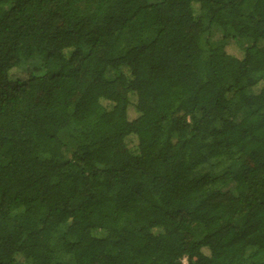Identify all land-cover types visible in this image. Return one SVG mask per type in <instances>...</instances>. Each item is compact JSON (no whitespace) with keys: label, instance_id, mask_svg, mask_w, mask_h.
Returning <instances> with one entry per match:
<instances>
[{"label":"trees","instance_id":"16d2710c","mask_svg":"<svg viewBox=\"0 0 264 264\" xmlns=\"http://www.w3.org/2000/svg\"><path fill=\"white\" fill-rule=\"evenodd\" d=\"M69 258L264 264V0H0V264Z\"/></svg>","mask_w":264,"mask_h":264},{"label":"rangeland","instance_id":"374dc122","mask_svg":"<svg viewBox=\"0 0 264 264\" xmlns=\"http://www.w3.org/2000/svg\"><path fill=\"white\" fill-rule=\"evenodd\" d=\"M223 37V32L220 30V28H218L217 26H214L212 27V30L210 33L206 34L204 36V39L202 40V44H204L207 40H209L210 42H214V41H218V40H221ZM227 51L237 57H240L241 56V51L233 44V42L227 46ZM18 74H22L24 75V72L21 71V72H18ZM21 75V76H22ZM108 76L111 77V76H114V73L113 72H108ZM245 115V112H241L237 118V120L239 121L243 116ZM64 138L66 139V136H64ZM233 185V184H232ZM230 185L226 188L223 189V192L225 191H228L229 189H231L233 186ZM68 263L70 264H74V261L73 259L69 258L68 259ZM183 263L184 264H188V261H187V258H184L183 259Z\"/></svg>","mask_w":264,"mask_h":264}]
</instances>
